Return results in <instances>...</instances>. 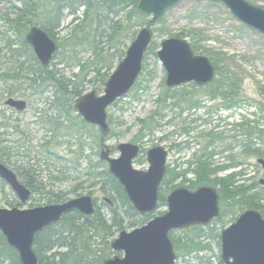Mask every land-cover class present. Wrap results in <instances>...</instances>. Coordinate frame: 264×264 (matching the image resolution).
<instances>
[{
	"label": "trees",
	"instance_id": "obj_1",
	"mask_svg": "<svg viewBox=\"0 0 264 264\" xmlns=\"http://www.w3.org/2000/svg\"><path fill=\"white\" fill-rule=\"evenodd\" d=\"M20 1L22 7L13 6L12 19L6 18L5 20L7 31L11 32L15 39L6 40V35L0 33V45H3L2 48L0 46V60L3 58L4 53L10 56L9 60H15L13 66L17 65L22 58L28 59L29 62H34L33 64L39 70L48 73L46 77L51 79L46 80V82H38L37 78H30L31 71L26 72V76H29L21 84L12 88L5 86L4 90L0 89V100L5 95L8 97L22 96L26 90H31L32 95H39L42 85L45 84V87L51 85L50 87L54 89L52 104L58 114L54 119L46 122L51 131L58 133L61 129H65L67 132H78L80 136H83L86 135L85 131L87 130V135L93 138L95 144L98 143V139L103 142L107 137H104L95 126L86 124L77 114L74 104L77 99L86 93L88 85H101L110 77L116 68V64L125 57L126 53L120 48L123 47L126 39L134 40L137 28L142 27L146 22L149 24V21L138 13L137 8L140 0H103L101 2L91 0ZM81 8L84 10L83 19L77 16ZM66 13L72 17L71 26L73 28L69 38L62 42L59 39V31ZM120 17L121 19L118 20ZM35 26L40 27L59 43L60 47L53 61L60 59L68 64L70 58L74 62V66H71L72 70L75 68L78 71L72 75L71 79L66 80L61 76L52 66L53 62L47 67H41L38 64L31 47L25 42L28 30ZM154 32L158 33L159 30L155 28ZM176 37L181 38L182 36ZM155 40L154 38L146 58L148 55L153 54L155 50H158V44ZM193 49L195 51V48ZM81 52L90 54L89 59L84 60L80 57ZM222 61L216 60V62H213L217 76L213 83L207 86L191 84L175 90H165L157 100V111L141 121L139 134L142 136L145 132L153 130L155 128L154 124L159 125V122L165 119L163 111L166 110L169 101L185 103L190 109L198 108L202 95L197 94L196 89L203 90V94L205 93L209 100H222L227 108L248 105V102L243 101L240 94L243 80L235 72V63L229 58L224 62ZM4 79L5 77L2 76L0 82ZM54 79H56L55 82L51 83ZM25 86L27 88H24ZM249 105L259 107L264 120V103L253 102ZM4 118L2 119L0 116V120H4ZM112 121L113 118L109 122L112 123ZM239 127L240 131L231 138L245 137L241 154H234L230 145L225 146L228 139L222 133H201L198 136L201 149L193 153V159L188 162L187 170L178 171L171 166H167V174L159 191V208L167 205L166 200L169 192L177 187L186 186L190 190H195L209 185L218 191L223 211L227 208L232 212L256 210L264 217V187L254 180H249L252 181L251 183H248V180L241 181L244 173L243 169L236 172L237 169L244 166L243 163L248 158L264 159V128L260 129L258 124L251 126V124L244 122L239 124ZM2 128L7 127L0 125V131ZM182 131L187 135L190 134V129L185 127H182ZM15 133L22 137L25 136L23 132L16 129ZM10 143L7 135L0 132V163H9L12 159L17 158L23 148L17 144L11 146ZM47 146H41L45 148L47 158L50 161L55 160L58 162V160L50 158L49 153L51 152L46 148ZM225 153H228L227 162L214 164L213 158ZM37 167V164L32 165L30 163L17 167L18 175L23 179L21 182L31 191L32 197L38 194L45 198L47 205H50L66 202L69 193L79 196V187L69 193L55 192V188L50 183L49 185L44 183ZM106 167V164L99 159L94 164L89 165L88 175L93 183L92 187H97L110 200L108 202L110 204L107 203L108 206L106 203L102 204L108 207L111 216L110 221L107 220L103 208L97 205L96 201V211L91 217H85L79 212H73L65 216L60 223L37 234L34 251L38 256V264H104L107 259L115 255L110 249L112 243H109V241L113 242L126 226L130 229H136L146 225L155 217L154 214L142 216L134 210L124 188L109 173ZM100 168L102 170L98 171ZM229 171L232 172L227 176L220 177V174ZM62 174L61 178L60 176L51 178L64 181L67 176L64 172ZM189 174L194 176V181L187 179ZM179 180H181V183L175 185ZM8 205L21 207V202L15 204L8 202ZM92 232L102 235V245H106L107 250L101 256L92 249V237L86 238ZM186 232H193L196 235L192 237L187 235ZM183 233L186 234L183 237L170 236L178 256L191 255L203 250L204 246L201 244L200 239L207 235L203 227H194L184 230ZM219 237L220 235H217V238ZM0 264H21L18 252L8 245L1 232Z\"/></svg>",
	"mask_w": 264,
	"mask_h": 264
},
{
	"label": "rangeland",
	"instance_id": "obj_2",
	"mask_svg": "<svg viewBox=\"0 0 264 264\" xmlns=\"http://www.w3.org/2000/svg\"><path fill=\"white\" fill-rule=\"evenodd\" d=\"M245 1L264 8V0ZM15 5L22 7V2L20 0H0V33L6 35V40L15 39L5 27L6 18L12 19V7ZM83 11L81 8L77 15L81 19L84 18ZM120 19L121 17L118 20ZM71 21L72 17L66 13L59 31V39L62 42L69 38L73 28ZM146 25L148 22L144 23L142 27ZM142 27L137 28V33ZM155 28L159 30L158 33H155L158 50H155L144 60L143 67L145 69L142 70L138 82L129 96L108 109V122L113 118L112 123L109 122L111 135L103 142L96 139L98 143L95 144L93 138L87 135V130L85 131L86 135L83 136H80L78 132H67L65 129H61L58 133L51 131L46 122L58 115L52 104L54 89L50 87L51 85H46V87L45 84L42 85L39 95H32L31 90H26L22 96H14L28 103L27 111L21 114L5 106V102L10 98L5 95L0 100V116L2 119L5 117L4 120H0V125L7 128H2L0 132L7 135L8 141L11 142L9 145L15 146L17 144L23 148L17 158L12 159L9 163H4V165L19 177L18 166L28 163L37 164V169L44 183L48 185L50 183L55 188V192L69 193L79 187V196L69 193L67 200L91 196L97 205L103 208L107 220L110 221L111 216L107 207L110 203L105 201L110 200L97 187H92L93 183L88 175L89 165L100 159V153L104 147L109 148L112 158H119L120 153L116 150L117 146L128 143L138 145L141 148V154L134 161V168L139 171H146L149 168L146 154L150 149L157 146H161L169 152L167 166L178 171L187 170L188 162L193 159V153L201 149V145L198 143V136L201 133H222L228 139L225 146L230 145L234 154H241L245 137L231 138L240 131L239 124L242 122L251 124V126L258 124L260 129L264 128V120L259 107L249 105L253 102L264 103V36L236 20L225 6L211 2L184 1L169 11L162 21L153 26V30ZM176 36H182L181 39L186 40L195 48L197 55L205 56L212 62H216V60H223L222 62H224L228 58L233 60L235 72L243 80L240 94L243 101L248 102V105L227 108L222 100H209L205 93L203 94V90L196 89L197 94L202 95L201 98L199 97L200 105L198 108L190 109L185 103L169 101L166 110L163 111L165 119L159 122V125L154 124L153 130L142 133L141 136L139 134L141 121L157 111V100L167 90L165 86L167 72L159 61L157 52L160 50V44L164 39L177 38ZM132 42L133 40L126 39L120 49L126 53ZM0 46L2 48L3 45ZM80 54L84 60H88L90 57L88 53L81 52ZM2 56L0 67L5 79L0 82L1 90H4L5 86L8 88L16 87L25 81L29 75H31L30 78H37L38 82H46V80L51 79L46 77L48 73L39 70L33 64L34 62H29L28 59L22 58L17 65L13 66L14 59L9 60L10 56L5 53ZM68 61L70 62L67 64V62L58 59L52 63L55 70L66 80L71 79L72 75L78 71L75 68L74 71L72 70L71 66H74V62L70 58ZM26 72H30V74L26 76ZM55 80L51 83H54ZM99 87H101L100 84L88 85L86 93L95 89L98 90ZM102 93L98 91V94L101 95ZM182 127L190 129V134L187 135L182 131ZM15 129L23 132L25 136L22 137L15 133ZM41 146H47L46 148L51 152L49 153L50 158L56 159L58 162L50 161L45 155V148ZM227 156L228 153L214 157V164L226 163ZM257 161L258 158H248L244 161V166L236 170V172L240 169L244 170L241 181L254 180L259 182L264 179V170ZM106 166L108 169L107 164ZM101 170L100 168L98 171ZM63 172L67 176L66 180L51 178L54 176L61 178ZM231 172H224L220 174V177L227 176ZM19 179L23 181L22 178L19 177ZM187 179L194 181V176L189 174ZM1 181L3 180L0 179V208L28 210L47 205L45 198L37 194L33 195L28 203L21 204V207L9 206L8 202L15 204L20 201L11 188ZM180 183L181 180L177 181L175 185ZM103 203L108 204L103 206ZM167 211L168 207L164 205L154 212V215L155 217L162 216ZM242 213L244 212L236 211L229 217L223 215L219 221H215L210 227L203 228L207 233L200 239L204 246L203 250L191 255L178 256L177 264L222 263L221 246L218 244L217 235H220L223 229L236 222ZM124 231L132 232L133 229L126 226ZM186 233L192 237L196 235L193 232ZM171 235L178 238L186 234L183 231H175ZM118 236L119 234L115 239ZM89 237H92L93 251L100 256L103 255L107 249L106 245H102V235L92 232L86 238ZM176 253L178 255V252ZM119 256L123 257V254Z\"/></svg>",
	"mask_w": 264,
	"mask_h": 264
},
{
	"label": "water",
	"instance_id": "obj_3",
	"mask_svg": "<svg viewBox=\"0 0 264 264\" xmlns=\"http://www.w3.org/2000/svg\"><path fill=\"white\" fill-rule=\"evenodd\" d=\"M184 1L221 4L236 20L264 36V8L245 0H140L138 12L142 17L151 18L150 25L140 29L125 58L101 87L83 95L74 105L85 123L97 127L104 137L111 133L108 109L118 100L129 96L142 73L145 56L154 39L151 26ZM26 42L32 46L38 61L44 67L51 64L59 48L39 27L30 29ZM157 57L167 72L165 86L168 90L189 84L206 86L216 78V68L212 61L205 56L196 55L186 40L164 39ZM99 90L103 92L102 95L98 94ZM5 104L19 113L27 110V102L22 99L10 98ZM116 150L120 157L112 158L109 148L104 147L100 160L108 165L109 173L119 181L139 215L156 212L159 208V189L167 173L168 151L161 146L150 149L147 152L149 168L139 171L134 168V161L141 153L138 145L121 144ZM257 162L264 170V159ZM0 179L11 188L22 204L30 201L31 191L3 163H0ZM261 184L264 185V180H261ZM219 202V193L212 186H202L195 191L184 187L172 190L167 197L168 211L143 227L120 233L111 248L113 252L123 254V257L116 255L104 264H177L178 256L170 233L193 227H207L220 215ZM73 212H79L85 217L93 216L94 199L82 196L61 204L28 210L0 208V232L8 245L19 253L21 264H38L34 251L37 234L60 223ZM221 259L223 264H264V218L260 212L248 210L223 230Z\"/></svg>",
	"mask_w": 264,
	"mask_h": 264
},
{
	"label": "flooded vegetation",
	"instance_id": "obj_4",
	"mask_svg": "<svg viewBox=\"0 0 264 264\" xmlns=\"http://www.w3.org/2000/svg\"><path fill=\"white\" fill-rule=\"evenodd\" d=\"M139 5V4H138ZM35 27H37V26H35ZM31 28H33V27H31ZM30 28V29H31ZM40 28V27H39ZM30 29H29V31H30ZM28 31V32H29ZM28 32H27V34H28ZM27 34H26V36H27ZM26 36H25V42H26ZM26 44H27V42H26ZM29 45V44H28ZM30 47H31V49H32V51H33V54H34V56H35V58H36V61L38 62V64H40V66L41 67H44V66H42L41 65V63L38 61V59H37V57H36V54H35V52H34V50H33V48H32V46L31 45H29ZM55 56V55H54ZM54 58V57H53ZM53 60V59H52ZM51 65V64H50ZM47 67V66H46ZM14 99H17V98H15L14 97ZM6 106V105H5ZM8 108H10V107H8ZM10 109H12V108H10ZM12 110H14V109H12ZM260 183V182H259ZM219 207H220V215H219V217H217V218H215L207 227H210V225H212L215 221H219L220 220V218H221V216H223V215H226L227 217H229L230 215H232L231 213H234V212H232L229 208H227V210H225V211H223V206H222V202H221V198H220V202H219ZM242 212V211H241ZM244 212V211H243ZM232 225V224H231ZM230 225V226H231ZM206 228V227H205ZM228 228V227H227ZM226 229V228H225ZM225 229H223V230H225ZM223 230L221 231V233L223 232ZM220 243V246H221V234H220V237L218 238V244Z\"/></svg>",
	"mask_w": 264,
	"mask_h": 264
},
{
	"label": "bare ground",
	"instance_id": "obj_5",
	"mask_svg": "<svg viewBox=\"0 0 264 264\" xmlns=\"http://www.w3.org/2000/svg\"><path fill=\"white\" fill-rule=\"evenodd\" d=\"M10 98H14V97H10ZM25 112H26V111H25ZM138 228H140V227H138ZM116 239H117V238H116ZM113 242H114V241H113ZM113 242H112V243H113ZM111 245H112V244H111ZM221 260H222V259H221Z\"/></svg>",
	"mask_w": 264,
	"mask_h": 264
}]
</instances>
